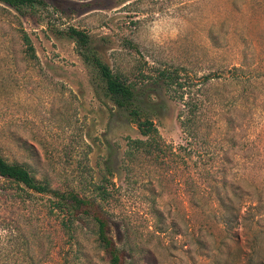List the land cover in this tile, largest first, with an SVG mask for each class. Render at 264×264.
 I'll list each match as a JSON object with an SVG mask.
<instances>
[{"label": "rangeland", "instance_id": "1", "mask_svg": "<svg viewBox=\"0 0 264 264\" xmlns=\"http://www.w3.org/2000/svg\"><path fill=\"white\" fill-rule=\"evenodd\" d=\"M43 1L24 14L0 3V154L26 164L51 188L88 194L106 160L119 165L126 137H141L104 95L67 27L87 31L101 59L140 86L165 64L201 75L245 58L264 72V0ZM20 28L36 59L25 55ZM227 92L238 100L234 86ZM153 93L168 106L155 120L160 135L189 163L163 168L139 161L129 175L118 171L114 196L91 210L108 219L122 261L264 264V196H238V173L259 174L264 190V153L252 162L238 157L236 138L227 161L219 160L224 128L185 151L179 104L162 89ZM255 95L251 132L264 151V88ZM195 174L204 184L199 196L189 191ZM52 200L0 176V264H109L94 221L77 213L69 235Z\"/></svg>", "mask_w": 264, "mask_h": 264}, {"label": "trees", "instance_id": "2", "mask_svg": "<svg viewBox=\"0 0 264 264\" xmlns=\"http://www.w3.org/2000/svg\"><path fill=\"white\" fill-rule=\"evenodd\" d=\"M0 3L20 14L45 4L43 0H0ZM19 33L25 55L36 59L28 33L23 28L19 29ZM65 34L74 41L82 61L95 70L104 95L117 110L125 114L141 137H126V148L119 165L116 166L114 160H106L98 179L91 180L88 194L51 188L48 183L36 179L26 164L10 162L1 154L0 176L37 193L49 195L53 199L52 207L64 215L62 226L69 235L73 236L77 213L89 216L95 223L99 242L108 253L109 264H125L122 261L121 249L108 234V219L91 213V210L99 207L109 196H114L117 191L115 178L118 171L129 175L139 161L163 168L189 163L160 135L155 120L168 106L164 100L157 99L158 94L153 92L159 93L162 89L169 99L179 104L177 118L186 139V146L183 147L185 151L197 144H207L216 129L224 128L227 144L222 146V158L219 160L227 161L225 155L238 138V157L249 158L252 162L257 155L264 153L256 146L254 134L251 132L257 98L255 92L264 88V72L249 68L245 64V58L238 66L223 67L201 75L184 64H165L158 66L147 84L140 86L120 70H113L101 59L87 31L69 26ZM229 86L238 90V100L237 95L228 94ZM224 100H227V106L223 103ZM221 119L224 121L223 126L220 124ZM196 165L195 163L194 166ZM255 176H251L249 172L238 173V196H264V190L258 184L259 174ZM197 178V174L192 176L193 181L190 183L193 186H190L189 190L191 196H199V190L204 188L203 180L199 181ZM153 213L155 217L161 215L156 208ZM155 227L156 231H163L160 227ZM134 251L129 248V258ZM237 264H241V261L238 260Z\"/></svg>", "mask_w": 264, "mask_h": 264}]
</instances>
